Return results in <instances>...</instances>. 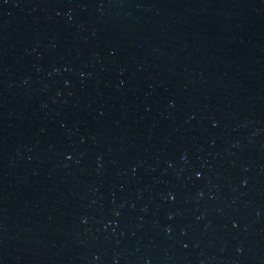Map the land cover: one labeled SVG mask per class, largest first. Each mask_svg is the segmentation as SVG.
I'll return each instance as SVG.
<instances>
[{"label": "water", "instance_id": "obj_1", "mask_svg": "<svg viewBox=\"0 0 264 264\" xmlns=\"http://www.w3.org/2000/svg\"><path fill=\"white\" fill-rule=\"evenodd\" d=\"M0 264H264V0H0Z\"/></svg>", "mask_w": 264, "mask_h": 264}]
</instances>
